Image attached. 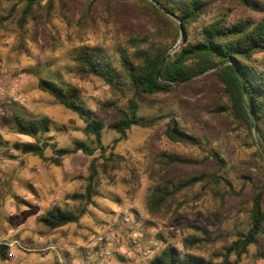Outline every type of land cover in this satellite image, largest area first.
<instances>
[{
    "label": "rangeland",
    "instance_id": "1",
    "mask_svg": "<svg viewBox=\"0 0 264 264\" xmlns=\"http://www.w3.org/2000/svg\"><path fill=\"white\" fill-rule=\"evenodd\" d=\"M16 1L19 3V0H0V69L6 74L2 86L6 88L11 82L16 83L22 97L8 102L0 96V136L4 142L0 147V238H17L29 249L40 247L39 242L52 238L65 246L57 250L67 261H78L82 254L79 248L74 251L71 246L83 244L109 225L114 216L122 215L132 206V217L141 234L140 249H133L126 235L119 233L118 247L122 248V253H115V260L147 264L150 257L143 252L151 241L158 243V252L167 243L183 250V239L193 235L207 240L191 248V252L221 262L227 247L249 227L250 200L262 185L259 171L264 169V159L258 153L255 140L247 137L237 121L221 109L226 97L220 85L208 76L212 70L175 84L178 86L175 91L144 98L140 113L164 118L152 127L132 126L120 136L108 128V123L117 118V107L122 106L131 92L124 81L118 85L125 90L122 92L96 77L84 75L74 56L82 46H96L119 65L118 47L131 51V38H153L158 32L165 36L168 35L166 28L160 25L156 29L143 10H138L136 0H53L49 19L44 15L49 0H43L33 12L36 19L29 18L20 30L4 17ZM205 1L208 8L193 24L192 33L219 15L229 20L257 19L261 15L260 10L235 0ZM259 1L264 4V0ZM182 36L181 33L169 54L177 50ZM40 78L77 86L84 104L104 123L101 142L105 155L114 152L121 157L118 166L97 175L98 194L84 207L80 220L54 233L47 232L37 218L53 206L74 211L83 207V203L70 196L84 191L92 159L98 158V163L102 159L94 137L83 131V119L40 90ZM13 111L48 119L49 130L44 134L48 143L70 148L77 141H83L94 148L93 155L77 151L63 156L60 164L53 162L51 146L44 148L43 159L31 154L20 155L11 148L13 141L25 142L31 138L14 131L9 121ZM172 117L182 128L199 135L200 144L169 139L165 129ZM213 149L223 153L227 161L226 168L219 174L231 182L232 189L223 181L218 184L197 182L168 198L158 211L148 209V197L156 185L167 180L177 183L190 176L216 171L217 165L210 156ZM166 153L177 154L184 161L169 164L164 169L160 167L162 164L155 165L159 156L167 160ZM262 254L264 235L250 244L240 257L235 251L228 256L235 264H264ZM57 259L56 251H23L15 247L9 248L7 259H0V264H57Z\"/></svg>",
    "mask_w": 264,
    "mask_h": 264
},
{
    "label": "trees",
    "instance_id": "2",
    "mask_svg": "<svg viewBox=\"0 0 264 264\" xmlns=\"http://www.w3.org/2000/svg\"><path fill=\"white\" fill-rule=\"evenodd\" d=\"M43 0H19L14 2L4 17L15 23L23 30L27 20L36 19L34 10L41 6ZM241 5L253 7L261 11L257 19L240 17L229 20L225 15L217 16L205 23L196 33L191 32L202 15L205 14L208 3L205 0H136L139 11L145 13L153 21L154 27L160 25L166 28L168 35L160 32L153 38L149 36L131 38L132 50L118 47V64L96 46L80 47L74 60L81 73L96 77L115 90L119 89L120 81H124L131 95L122 106L117 107V118L108 123V128L124 136L132 126L152 127L159 123L164 116L146 117L140 113V103L144 98L155 94L175 91L174 84L181 80L212 69L208 76L220 85L221 92L226 97L225 105L221 106L226 115L234 118L245 130L246 136L255 140L259 146L258 153L264 159V4L259 0H235ZM51 2L46 3L44 15L49 19ZM21 3V4H20ZM172 17L175 18H172ZM87 18V14H85ZM181 24V29H180ZM182 33V42L177 50L171 53L163 63L159 77L156 72L169 50L176 44ZM244 84V90L242 89ZM186 84V83H185ZM38 88L51 95L65 108L78 114L84 121L83 131L92 135L101 150L100 158H93L89 165V174L84 191L71 194L73 200L83 203L77 211L53 206L37 218L47 232L54 233L63 226L77 223L84 207L91 204L93 197L98 194L95 181L100 171L104 173L119 165L121 157L109 152L105 155L102 146V131L104 123L94 112L84 104L81 90L69 83H63L51 78H40ZM14 131L31 140L25 142L13 141L11 148L20 155L31 154L45 158L44 148L51 146L53 162L60 164L63 156L81 151L86 155H93L94 148L83 141H77L73 147H56L55 143H48L44 134L49 130V120L43 117H33L13 111L9 117ZM165 133L169 139L189 145L200 144V136L190 130L182 128L178 120L169 118ZM205 137V135L203 136ZM4 142L0 136V147ZM13 159V154H9ZM162 156V155H161ZM210 156L214 158L217 170L209 174L201 173L190 176L182 181L173 183L170 180L156 185L147 201L148 209L158 211L177 192L191 187L197 182L223 181L232 189L231 182L220 175L219 171L226 168V159L219 150L213 149ZM167 160L158 157L155 165L162 169L165 166L183 162L177 154H165ZM164 163V164H163ZM264 166V165H263ZM262 185L257 188L250 200L248 210L249 227L241 233L229 247L221 262H214L191 252V248L207 240L205 237L190 235L183 239V250H179L167 243L158 253L148 259L147 264H235L229 260V253L235 251L238 257L246 253L247 247L258 241L264 235V169L259 171ZM245 178L252 179L249 176ZM9 248L0 244V259H7ZM264 257V254H262Z\"/></svg>",
    "mask_w": 264,
    "mask_h": 264
},
{
    "label": "built area",
    "instance_id": "3",
    "mask_svg": "<svg viewBox=\"0 0 264 264\" xmlns=\"http://www.w3.org/2000/svg\"><path fill=\"white\" fill-rule=\"evenodd\" d=\"M5 72L0 69V96L5 97L8 102L16 101L22 97L18 94V88L16 83L11 82L6 88H3L5 82ZM131 207L126 208L123 214L114 216L109 225L105 226L104 229L97 232L94 236H91L83 244L71 246V249L79 248V252L82 254L80 260L67 261L65 257L58 252L57 248L63 249L65 247L62 242L54 241L52 238H48L46 241L39 242L40 247L26 248L21 245L19 239L6 237L0 238V244L7 246L10 249L15 247L25 251H45L52 250L56 251L58 255L57 264H127L123 261L114 259L115 253H122V248L118 247L119 238L118 234L123 233L126 235L127 242L133 249H140L139 237L141 236L138 230V224L132 217ZM159 245L157 242H150V246L144 250L146 257H152L158 252ZM130 253H128L129 255ZM114 259V260H113Z\"/></svg>",
    "mask_w": 264,
    "mask_h": 264
},
{
    "label": "water",
    "instance_id": "4",
    "mask_svg": "<svg viewBox=\"0 0 264 264\" xmlns=\"http://www.w3.org/2000/svg\"><path fill=\"white\" fill-rule=\"evenodd\" d=\"M180 29H181V24H180ZM169 55H170V54L168 53V54L166 55V57L162 60L160 66H159V68H158V70H157V72H156V77H159V73H160V70H161V68H162V66H163V63H164V61L166 60V58H168ZM210 70H212V69H210ZM207 71H209V70H207ZM204 72H206V71H204ZM204 72H202V73H204ZM202 73H199V74H196V75H193V76L187 77V78L181 80L179 83H183V82H185V81H188V80H190V79H193L194 77H197V76H199V75L202 74ZM174 85H175V84H174ZM242 89L244 90V84H243V83H242Z\"/></svg>",
    "mask_w": 264,
    "mask_h": 264
}]
</instances>
